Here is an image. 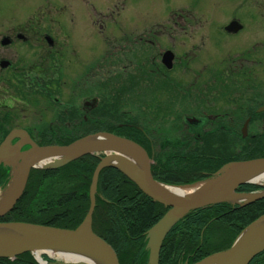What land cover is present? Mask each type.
I'll list each match as a JSON object with an SVG mask.
<instances>
[{
	"label": "flooded vegetation",
	"instance_id": "flooded-vegetation-1",
	"mask_svg": "<svg viewBox=\"0 0 264 264\" xmlns=\"http://www.w3.org/2000/svg\"><path fill=\"white\" fill-rule=\"evenodd\" d=\"M86 1L83 0L84 6ZM61 2L51 7L49 2L41 4L39 7L42 18H33L25 23L27 26L21 27L13 22L9 31L0 34V45L10 47L15 54L11 57L4 55L0 47V89L1 94H8L0 99V105H3L0 112V116H3L0 120L1 135H7L10 130L21 126V120H24L20 128L26 130L30 136H34L36 132V136L42 137L45 142L48 141L44 135L55 138V142L65 143L68 140L62 135L70 133L80 136L79 131L73 130L74 125H71L69 120H91L89 125L82 123V128L94 127L97 122H102V130L116 133L114 127H126L128 121H135L133 114L137 115V119L147 116L158 126L163 124L164 119L182 120V114H187L189 122L195 125L200 122L204 127L200 131L185 129L178 146L172 145L170 147L173 148H169L159 140L157 142L156 131L151 135L143 129L140 137V144L146 148L152 159L153 174L157 178L171 174L182 183L204 176L211 169L219 167L221 162L248 156L249 152L257 148L251 145L252 141L255 138L264 139V57L257 55V52H264V38H256L251 33L255 31L253 25L249 27L248 23L237 16L224 22L225 24L214 23L226 44L222 49L210 50L207 47L210 34L204 30L208 22L202 21L201 18L191 17L183 12L171 20L153 16L151 21L148 19L147 22L129 23L135 26L128 30L125 29L127 23L120 18L117 24L122 30L119 34L123 44L122 55L120 54L122 59L129 58V54L142 55V51L148 55L142 58L144 62L137 61L132 67H126L123 73L112 75L113 68H108L107 65L103 67L102 59L120 55L106 53L107 48L100 49L89 45L78 49L74 45L71 48L65 44L62 37H71L72 29L62 16L52 12L54 8L58 11L65 9L67 4L64 0ZM88 4L91 7L94 5L99 14L102 13L95 1L88 0ZM120 11L123 14L121 9ZM84 14L78 10L77 17L80 21L85 20ZM104 16L107 14L104 13ZM88 19L87 23L94 28L98 19L93 20L89 16ZM33 21L36 26L32 24ZM232 21L240 24L235 28L237 32L227 30ZM100 23L101 28L105 29L102 31L104 30L108 43L111 39L119 38V35L114 34L107 19ZM179 24H182L180 32H175V26ZM261 25L264 30L263 24ZM41 32L51 34L52 41ZM240 33L243 35H239ZM228 41L231 42L227 44ZM38 46L42 49H38ZM16 47L21 49L19 56L16 55ZM98 51L100 53L97 54ZM210 52L212 54H209ZM170 55L171 58H168ZM208 55L215 60L211 67L202 60ZM197 58H200V61L195 62ZM33 59L34 63L31 62ZM120 62L122 64V61ZM98 66L103 80L98 79ZM260 70L262 73L258 72ZM116 79L121 81L116 84V88L120 84L122 91L119 99H112L114 87L109 85ZM130 86L136 90L133 93L136 96L127 94V88ZM160 88H168L170 93L163 97L161 92L164 90L159 92ZM104 89L108 90V102L101 97ZM145 89L148 95L144 93ZM150 89H153L151 93ZM176 93L189 96L191 105L188 110L183 112L184 105L172 99ZM39 94L41 98H38ZM134 98L136 100H133ZM35 107L58 115L57 127H53L52 120L47 122L46 127L40 125V122L32 124L34 114L40 120L39 113L43 111L40 108L35 110ZM114 114L116 118H113ZM191 115L194 117H190ZM4 116L9 117L13 125H7ZM236 120L244 121L240 131L236 124H233ZM256 120L261 123L259 126H256ZM118 121L122 123L119 124ZM219 121H224L220 123L221 127H224L222 130L217 129ZM18 122L20 124L16 125ZM33 125L40 128H33ZM252 125L255 127L253 132L249 133L248 127ZM255 128L257 130H254ZM93 131L95 130H91ZM201 133L204 136H201ZM200 136L202 146L198 147L195 142ZM227 136L230 137L225 140ZM235 143L239 145H236L238 149L222 152L223 148L234 147ZM163 158L169 162L162 163Z\"/></svg>",
	"mask_w": 264,
	"mask_h": 264
},
{
	"label": "rangeland",
	"instance_id": "rangeland-1",
	"mask_svg": "<svg viewBox=\"0 0 264 264\" xmlns=\"http://www.w3.org/2000/svg\"><path fill=\"white\" fill-rule=\"evenodd\" d=\"M61 1L62 0H0V34L9 31V29L11 28L10 24L13 22L15 25L18 24V26L21 27V26H27L25 23L30 22V20H32L33 18H36V17L42 18L43 15L41 14L40 7H39L41 4H46L49 2V6L51 7L53 5H57L58 3H62ZM64 1H65L64 3L67 4L65 9L63 8L62 10L58 11L57 9L54 8L52 9V12L54 15L57 14V15L62 16L64 21L68 23L69 27L72 29L73 34L71 35V37L69 38L62 37L64 39L65 44L71 48L73 47V45L78 49L84 48L85 46L92 45L100 49L107 48L108 50L106 51V53L108 54L120 55L122 53V46H123L122 39L120 38V35H119L122 33L121 26L117 24V22H120V18H123V22L127 23V26L125 27V29L128 30V28H132L133 26H135V25H130L134 22H142V21L147 22L148 19L151 21V18L153 16L160 17V18L165 17L171 20L172 17L179 16L182 12L185 13V15L201 18L202 21L208 22L207 25H205L204 30L205 32H208L210 34L208 43H207L208 45L207 47L210 50L211 49H222L224 44H226L224 37L221 35L222 33L218 32L219 30H217V27L215 24H221L224 22L226 23L228 20H231L235 16H237L238 19L239 17H241L246 23L249 24V27L250 25L251 26L253 25V29L255 31H251V33L254 34L256 38H264V30H262V25H261L263 24V28H264V23H262L264 21V0H93L95 1L96 6L101 9L102 11L101 14H99L98 11L96 12V8L94 5L91 7L88 4V0L86 1L85 6L83 4V0H64ZM122 1H125V2H122ZM120 9L123 11V14H121ZM78 10L80 12L85 13L83 16L85 20L80 21L78 19L77 17ZM75 11L77 13H75ZM118 11H120V14H118ZM187 12H190V13H187ZM104 13H106L107 16H104ZM53 14L51 15L54 16ZM124 14L126 15L124 16ZM88 16L92 17L93 20L98 19V21H96V26H94V28H92L90 24L87 23L89 22ZM104 19H107L109 21L110 27L114 31V34L119 35L118 39L117 38L111 39L109 43H108L109 40L106 41L107 38L105 37L103 33L105 29L101 28L102 23H100V21ZM32 24L36 26V22L33 21ZM181 25L182 24L175 26L176 27L175 32L177 31L180 32ZM110 27H109V30H110ZM102 29L104 30L102 31ZM227 30L228 32H237V30L231 29V28H228ZM246 32H250V31H246ZM42 35H46V34L42 33ZM239 35H243V34L240 33ZM46 38L49 41H52L51 34H47ZM230 42L231 41H228L227 44H229ZM0 47L2 48L4 55H8L9 57H11V55L14 54V52H12L10 47H6V46L2 47L1 45ZM37 48L42 49L39 46ZM20 53H21V49L16 47V55L19 56ZM98 53L100 52L98 51L97 54ZM209 54H212V52H210ZM121 55L120 57L112 58L111 56H109V57H106L105 60L102 59L103 60L102 66L104 67L107 65L108 68H113L112 75H115L117 73H123L126 67L127 68H129L130 66L132 67V65L137 63V61L144 62L142 58L146 57L148 53L142 51V55H140L139 53H136V55L129 54L128 55L129 58H125V59H128V61H126L125 59H122ZM257 55L258 56L262 55V57H264V52L263 51L257 52ZM8 56L6 58H8ZM97 59H98V55H97ZM202 60L204 63L208 64V66L210 67L214 64L213 61H215L214 57L209 56V55L205 59L203 58ZM120 61H122V64ZM198 61H200V58H197V60H195V62H198ZM31 62L34 63L35 59H33ZM258 72L262 73L261 70ZM97 75L99 76L98 78L99 80H103V78L100 76V66H98ZM118 76L120 75L118 74ZM109 86H112V85H109ZM131 87L132 86L127 88V94L136 96V94H133L136 92V90ZM112 88H109V89H112ZM156 90L158 92V88H156ZM161 90H164L163 92H161V95L163 97L167 95V93L168 94L170 93L168 88H160L159 92ZM97 91L99 92L100 90L98 89ZM103 91L104 93L101 95L102 99L105 102L110 101L108 99V90L104 89ZM152 91L153 89H150V93ZM1 93H2V90L0 89V99H3V95H8L7 93L6 94H1ZM144 93L146 95L149 94L146 89L144 90ZM37 96L38 98H41L40 94ZM172 99L184 105L185 107L184 110L181 109L183 112L188 110L191 105V101L187 94L182 95L180 93H176L174 97H172ZM33 100L35 101V99ZM133 100H136V98H134ZM47 107H44V109H46ZM39 108L41 109V107ZM39 108L35 107L34 109L39 110ZM257 108H258V105H257ZM1 110H3V105H0V112ZM43 111L39 113L41 117L40 120H38L34 114L33 116L34 119H32L33 120L32 124L40 122L39 123L40 125H45L46 127L48 125L47 122H49V120H52L54 121L52 123L53 127L54 128L57 127L58 115H54V113L52 114L51 111L49 112L44 111L45 113H43ZM129 112H133V111H129ZM2 117L3 116H0V120L2 119ZM188 117L189 115L182 114V120H172V119L167 118V119H164L167 124L166 126H164L163 124L158 126L156 123H153L151 119H148L147 116H145L144 118L140 117V119H137V115L133 114V118L136 121V124H140L142 127L146 128L147 130H151V133H153V131H156L157 133L155 134L157 135H155L156 137L155 140H157V142L160 141V143L162 144H166L167 146H169V148H173V147H170L172 145L178 146L179 143H181L182 137H183V131H185V129L186 130L187 129H190V130L198 129V131H200L202 127H204L202 123L200 122L197 125L193 124L192 122H189ZM190 117L193 118L194 115H191ZM113 118H116L115 114L113 115ZM4 120H5V123H7V125H10V124L13 125V122L11 121L9 117L4 116ZM69 122L72 123L71 125H74L73 130L79 131L80 136L79 135L73 136L70 133H67L66 135H62L64 136V139L68 141L71 140L73 142H76L78 139L82 140L86 138V136L88 135L99 134L104 131L100 127V125L103 124L102 122H97V125L94 127H83V128L81 124L85 122L87 125H89L91 123V120L87 119V121H80V122L69 120ZM130 122H132V120H130ZM210 122H213V120H211ZM223 122L224 121H219V124H218L219 127L217 128L218 130H220L221 128H224V127H221L222 125H220V123H223ZM23 123H24V120H21V124L20 122H18L16 123V125L20 124L22 126ZM243 123H244L243 120H238V121L236 120L235 122H233V124H236L238 131H240L241 127L243 126ZM255 124L256 126H259L261 123L256 120ZM21 126L18 125V127H15L14 129L15 130H17V128L20 129ZM32 127L40 128V126L38 125H33ZM254 127L255 125L248 127L249 133L253 132ZM91 130H95V131L91 132ZM163 130L165 133H163ZM254 130H257V128H255ZM87 131H90V132L85 133ZM176 133L177 135H173ZM33 135L34 136H31V138L34 139V141H37V138L38 139L42 138L40 136H36L37 135L36 132H34ZM201 136H204V134L201 133ZM201 136L197 138V141L195 142V145L198 147L202 146V143L200 142ZM4 137H5L4 135L0 134V147L5 141ZM43 137L46 139V138H49L50 136L44 135ZM75 137H77L76 141L74 139ZM229 137L230 136L225 137V140L228 139ZM12 142L13 141L11 140L10 143ZM68 144H72V143H68ZM64 145H67V144H64ZM236 145L238 144L235 143V146L231 148H225V149L223 148L222 152H228L231 150L238 149ZM144 150L146 151L147 156L149 160L151 161V157L145 147H144ZM104 155L105 154L99 155L98 157L97 154H95V152L88 153L84 156L78 157L76 160L83 159L87 156H88L87 158L92 156V157H97L101 159V156H104ZM168 162H169L168 159H164L162 163H168ZM20 163H21L20 159H14L11 164H7L5 162L2 163L5 167L9 166L8 169L7 168L4 169L3 165L0 163V174L1 173L6 174L8 171V173H10L9 177H13L15 167H18ZM77 172H79V169H77V165L75 166L67 165L66 167L63 168V173L66 175L61 176L60 174H58L54 177L51 176L49 178H45L41 182H37L35 186H38V187L29 189V192H27V195L25 192L26 190H24L22 196L17 201V204L21 205V207L13 206L12 210H10L9 213L12 211L16 212V208L17 209L21 208V209H18L19 212L17 210L18 213H16L17 214V217L15 218L16 220L27 222V223L28 222L36 223V224H41V225H46V226H55V225H50L49 223L44 224L43 221L51 218L52 215H54V212L55 214L62 213L61 211L60 212L58 211V210H61L63 207L59 203L55 204L57 206V210H54L56 208L54 204H52L54 205L53 210L49 208L51 206V203L54 197L56 201L62 193H67V192L71 193V192H75L76 190H78V184L81 182V179L83 178L82 176L80 177V176L74 175V173H77ZM216 173L217 171L208 172L207 174H205V177H206L205 179L207 180L211 178L212 176H216ZM69 174H73L72 175L73 177H71ZM67 176L69 177L67 178ZM6 179H7V176L4 177L3 182L0 184L1 185L0 186V196L1 197L3 193L10 187V182L7 181ZM204 181H205L204 179L203 180L201 179L198 182H204ZM20 200H22L21 203H18ZM163 207L166 209L165 206ZM88 210H89V206H88ZM94 212L92 213V227H93V222H94L93 221ZM73 213H76L74 209H73ZM64 214H68V211L67 213H63V215L61 216H64ZM86 215H84L81 222L78 225L74 226V228L79 227V225L82 224ZM65 222H68V220ZM56 227H60V226H56ZM149 230L150 229H148L147 232ZM238 233L239 232L227 230L225 228H220V229L208 232L206 234V240L207 242H209V244L215 245L224 238V235H228L229 237L228 244H229L232 241H234L235 237L236 238L239 237ZM145 238H146V234H145ZM223 249H226V248H223ZM143 250L148 255L149 251L147 249L146 240L144 241ZM55 252L56 251H53V252L46 251V252L40 253L39 256L47 255L50 257V260L52 259L55 260L54 262H57L58 260L63 261V259L59 255H57ZM33 256L34 257L36 256L38 258L36 253ZM38 259H40V257Z\"/></svg>",
	"mask_w": 264,
	"mask_h": 264
},
{
	"label": "water",
	"instance_id": "water-1",
	"mask_svg": "<svg viewBox=\"0 0 264 264\" xmlns=\"http://www.w3.org/2000/svg\"><path fill=\"white\" fill-rule=\"evenodd\" d=\"M15 137H22V141L12 145ZM30 144L25 151H20V144ZM105 154L95 167L90 185V207L88 213L79 227L68 229L56 226H46L22 221H0V233L3 230L10 233L8 237L0 236V257L11 258L25 252L33 254L37 251L68 250L80 252L89 250L103 257L104 264H120L114 248L92 229V213L95 208V194L100 172L106 167H115L134 182L140 190L152 200L167 207L165 214L146 233L147 249L149 251L148 264H158L159 252L163 239L168 230L192 210L209 205L231 202L240 206L252 203L264 197V181L255 182L245 179L251 172H264V157L236 160L222 166L216 173L197 188L189 196H180L170 192L162 183L154 179L151 172L150 160L144 148L137 142L110 132L88 135L82 140L67 145L36 144L25 131L13 130L0 147V160L11 164L14 159L21 163L15 167L14 175L10 178L12 190L5 201L0 205V217L12 210L13 206L22 196L30 171L34 167L50 169L63 166L80 156L88 153ZM136 156L139 163H131ZM49 160L43 165L39 162ZM13 183V186H12ZM242 183L258 184L263 189L255 192L237 193L238 185ZM166 186V185H165ZM6 190V191H7ZM245 196L234 201L230 193ZM264 223V214L249 224L235 242L225 250L214 252L193 264H249L250 261L264 250V227L256 228L257 224ZM40 264H89L82 258L78 261H57L38 259Z\"/></svg>",
	"mask_w": 264,
	"mask_h": 264
},
{
	"label": "trees",
	"instance_id": "trees-1",
	"mask_svg": "<svg viewBox=\"0 0 264 264\" xmlns=\"http://www.w3.org/2000/svg\"><path fill=\"white\" fill-rule=\"evenodd\" d=\"M120 82V79L111 82L114 87L112 99H119L121 95L120 84L116 88V84ZM118 123L122 122L119 121ZM162 123L165 124L166 121ZM114 129L117 130L116 134L126 136L139 143L141 141V130L144 129L148 134L152 135L151 130L136 124V121H128L126 127L118 125ZM54 139L51 137L45 140L53 142ZM74 139H77V137ZM251 145L257 148L253 152H249L248 156L237 158L236 160L264 156L263 138L261 140L255 138ZM87 157L68 164L77 165L79 172L74 173V175L82 176L83 179H81L78 184V190L75 192L62 193L56 201L54 197L49 208L53 210L54 205L59 203L63 207L58 211L62 213L55 214L54 212L51 218L43 221L44 224L49 223L50 225L74 228L86 215L89 206L88 192L91 177L99 162L97 157ZM220 164L222 166L224 163L221 162ZM66 166L52 170L33 169L25 191L26 195L29 189L38 187L35 186L37 182L58 174L61 176L66 175L63 173V168ZM219 167L210 171H215ZM69 175L73 177V174ZM5 176V173L0 174V184ZM155 178L157 177L155 176ZM157 179L165 182H179L171 174H167V177L163 178L158 177ZM256 188H258L256 185L246 184L241 185L239 190L249 191ZM21 201L18 203H21ZM17 206L21 207L18 204ZM18 209L16 208V212H10L4 220L15 219L17 217L16 213L19 212ZM73 209L76 213H73ZM54 210H57V206ZM165 210L162 204L154 202L145 195L118 169L109 167L101 171L96 194L93 229L113 246L119 257L120 264H147V254L143 250L145 234L161 218ZM67 211L68 214L61 216ZM263 213L264 199L242 208H233L227 203H221L192 211L177 222L166 235L160 253L159 264H182L184 261L194 262L215 250L226 248L229 241L228 235H224V238L217 244L211 245L206 240V234L220 228L239 232L244 226ZM67 220L68 222H65ZM0 264H38V262L31 253L27 252L14 259L0 258ZM250 264H264V252L253 259Z\"/></svg>",
	"mask_w": 264,
	"mask_h": 264
},
{
	"label": "bare ground",
	"instance_id": "bare-ground-1",
	"mask_svg": "<svg viewBox=\"0 0 264 264\" xmlns=\"http://www.w3.org/2000/svg\"><path fill=\"white\" fill-rule=\"evenodd\" d=\"M128 156H129V158H132L131 163H137V160L139 163V159L136 156H134V155H132V156L128 155ZM245 179L252 180V181H255L258 183L263 182L264 181V172H256L255 171V172L248 173L245 176ZM201 184L202 183H196L193 185H189V186L185 185V186H181V187L165 186V185H162V186L170 192H175L176 194L178 193V195H180V196H189L192 193H194ZM12 186H13V183H12ZM12 188L13 187H11L9 190L5 191L2 195V197L0 196V205H1V203H3L5 201L7 195H9ZM230 195H231V199L234 201L241 200L245 197V196H241V195H235L232 192L230 193ZM262 227H264V223L257 224L255 229H257V228L261 229ZM2 232H4V233H0V236H2V237H8L9 235H11L10 233H6L4 230ZM53 251H56L55 253L57 255H59L63 260H66V261H78V260H80V258H82L83 261H85V262L87 261L89 264H104L103 257L100 254H98V253L94 254L92 252H89V250H83L82 249V250H79L80 252L68 251L66 249L65 250H53ZM53 251H51V252H53ZM40 253H41V251H38L36 253L38 258L42 257V256H39ZM43 260H46V258H43Z\"/></svg>",
	"mask_w": 264,
	"mask_h": 264
}]
</instances>
